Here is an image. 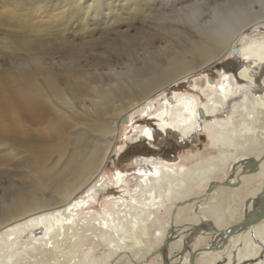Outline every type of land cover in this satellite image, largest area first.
<instances>
[{
  "label": "bare ground",
  "instance_id": "obj_1",
  "mask_svg": "<svg viewBox=\"0 0 264 264\" xmlns=\"http://www.w3.org/2000/svg\"><path fill=\"white\" fill-rule=\"evenodd\" d=\"M6 1L24 11L37 8L53 19L50 23L58 20L60 25L71 26L76 15L79 22L71 26L77 34L62 37L55 47L38 37L13 39L10 45L26 50L32 61L17 64L13 75L0 71V127L18 133L26 127L23 120L47 118L48 132L57 136L49 146L32 143L24 183L15 185L0 204V264H117L111 258L118 251L129 256L126 264H150V257L156 254H160V264H197L200 255L214 252L218 260L228 248L236 249L239 262L261 258L253 264H264V218L232 233L224 242L219 230L229 226L221 228L217 219L202 209L207 197L213 204L224 202L225 191L240 188L245 178L258 174L263 178L260 186L244 206L249 214L264 186V88L255 89L252 84L264 68V35L254 37L264 27V0H214L223 4L221 14L212 8L211 18L198 24L199 39L180 49L173 46L165 59L135 71L132 78L122 71L124 65L119 70L123 46L111 43L114 46L99 47L92 41L97 38L90 35V23L102 13L106 22L112 21L118 26L115 29L123 32L120 40L125 46L134 49L135 42L130 43L128 32L122 30L129 20L125 16L130 14L124 16L119 11L124 7L119 8V0ZM131 1L139 6L150 0ZM158 2L163 5L170 0ZM149 5L146 9L153 7ZM199 9L176 19L196 26L203 10ZM158 21L160 27L150 33L160 43L166 42L168 31L176 36L187 28L175 24L177 21H170L171 26L165 17ZM39 27L47 29L50 24L40 21ZM114 53L119 54L114 55L116 59L111 58ZM229 57L240 65L238 74L223 71L216 77L196 76ZM56 59L65 66L66 79H70L66 85L55 74ZM100 66L108 69L107 75ZM8 78L18 86L16 92L5 89ZM188 78L196 93L173 91L168 96L170 89L179 88ZM143 104L147 105L143 111L152 113L170 144L190 136L200 123L210 141L196 153L168 160L138 156L133 160L134 173L117 169L107 180L106 168L117 151L121 132L119 120ZM224 109L231 113L220 119ZM135 131V139L149 144L159 133L154 125H141ZM173 135L177 142L171 140ZM4 165L6 160L0 157V169ZM109 184L119 189V196L108 198L100 210L91 212L93 202ZM186 204H191V215L195 211L198 219L188 215L183 221L188 225L182 227L175 214L185 210ZM262 210L264 199L253 209L257 213ZM201 227L216 238L214 245L218 246H189ZM153 229L154 242L150 239ZM100 248L105 251L97 255ZM136 252L141 258H133ZM206 260L200 261L204 264Z\"/></svg>",
  "mask_w": 264,
  "mask_h": 264
},
{
  "label": "rangeland",
  "instance_id": "obj_2",
  "mask_svg": "<svg viewBox=\"0 0 264 264\" xmlns=\"http://www.w3.org/2000/svg\"><path fill=\"white\" fill-rule=\"evenodd\" d=\"M126 1L127 2L125 3V0H119V3H120L119 8L122 7V4L124 5V7H122L124 9L121 8L119 11H121L122 14L126 13V14L131 15L130 16V15L123 14L124 16L126 15L125 16L126 18L129 16V20L127 19V22H125L126 25L122 27V30L128 32V37H131L130 43L135 42L134 49H131L129 46L128 47L125 46V44L120 40L123 32L117 31L115 27H118V26L112 23V21L106 22L102 17L104 16V14L102 13L96 14L97 17L96 19H94L95 21L93 20L94 22L92 21L93 17L91 18L90 16V21L93 22V23H90L91 24L90 28L92 27V30H93V32L90 35L91 36L94 35V37L97 38L96 40L92 39V41H94L93 43H96V46L100 47L103 45V47H106V44H111V43H115V44L117 43L118 45L123 46L121 47V49L124 50V53H122L121 56H123L124 54L125 62L121 61L122 63L118 64L119 70H121L120 66L124 65L123 66L124 68L122 69V71H128V75L131 78L136 76L135 71L143 69L144 67L146 68L149 65L153 64L154 62H157V61L160 62L163 59H165L167 56V53H169L174 47L175 49H180L183 45H186L191 40L199 39V36L200 34H202V32L198 30V27H200L198 24L199 23L204 24L205 21H208L207 19L211 18L213 7H215V10H217L221 14L220 10H221V7L223 6L221 2L216 3L215 2L216 0L215 1L208 0L207 2L205 0L207 4L203 3L204 0L202 1L201 0H198V1L197 0L196 1L195 0H187V1L186 0H170L168 4L165 3L163 5L158 2L159 0H156V1L150 0V1H145V2H148V4L144 2L146 5H144L143 3H139V6L131 5L130 4V2L132 3L131 0H126ZM147 5H149L150 7L153 6L155 8L159 5V8L157 7L155 9L152 7L151 9L150 8L146 9L148 7ZM191 5L193 7H191ZM179 7L181 8L183 7L181 11ZM200 7L203 10L199 9L201 10L200 11L201 16L196 26L193 25L192 23L189 24V23H184V22H178V19H176L178 16H185L189 13H192L191 11H193L194 9H197ZM127 9L129 11H127ZM132 9H135V10L133 11ZM152 9L155 12L150 11ZM37 10L38 9L35 8L32 10L24 11L22 8L16 6L15 4H12L6 0H0V71L5 72L6 75H9V74L13 75V71L15 70L14 68L16 67L17 64L29 63L32 61L31 55L26 50L24 49L17 50V48L15 50L13 46H16V45L14 44L10 45L13 39L15 38L16 39L17 38L27 39V38H32V37H38V38H41L42 41H45L46 43H48L49 46L55 47L60 43V41L62 40V37H67V36L70 37L72 35L77 34L75 33V30L71 27V26L74 27L75 25H78L79 17L76 14H75L76 15L75 18L71 19V22L73 25L70 26V25H66L65 23L63 25H60L61 22L60 21L58 22V20L54 21L53 23H50L51 21H53V19H48V16L44 15L45 12H39ZM218 15L219 14H217V16ZM164 17H165V20H168L171 26H173L172 22L177 21L175 22V24H181L183 27L185 28L187 27V28L186 29L184 28L186 30V31L184 30L185 31L184 33L176 34V36L175 34L173 35V33L168 34L169 32L168 31L167 32L168 39L166 40V42L160 43L159 41H155V38L153 39V36L151 37L150 31L158 29L161 24L158 20L159 19L163 20ZM45 20H48L50 27L47 29H42L39 27V22L45 21ZM254 34H253L254 37L263 36L264 27L258 30ZM114 39H115V42H113ZM79 40L78 41L75 40V41L79 42ZM85 40L86 42L89 41L88 38H86ZM136 51L138 53H136ZM134 53H136V55ZM114 55L119 56L118 53L111 54L112 59H116L114 58ZM89 59L91 58L89 57ZM232 60H235L234 57L223 59L216 66L210 67L206 71L202 73H198L196 76H199L202 74H208L211 77H216L223 71L231 72L232 74L236 75L240 71V67H239L240 65L236 64V62L232 63L231 62ZM53 63H54V68H56L55 74L57 75V78H59L60 82L66 85L70 79H66V76L68 75L64 72L65 66L63 64H60L58 59H56V61L54 60ZM101 66H100V69H101ZM102 69L101 70L104 72V74L107 75L108 72L106 71H108V69H105V67H102ZM101 70H99L98 72H100ZM257 76L258 78L256 82H252V84L254 85V88L255 89L264 88L262 85V79L264 77V68H262V72H259ZM40 78L41 77L38 76L37 79L41 81ZM4 87L7 90H14L15 92L18 90V86H16V84L13 81H11L10 78H8V80L5 82ZM192 88H193V85L191 84V78L190 79L188 78L181 83L179 88L177 89L173 88L174 90L170 89L168 91L169 93L168 96L172 95L173 91L174 92L178 91V92L196 93L197 91H192L191 90ZM200 97H203V96H200ZM145 108H147L146 104H143L139 108H136L135 111L131 113L132 115L131 114L128 115V119L126 123H122L123 118H120L119 126H120L121 132L118 137L117 151L114 152V154L112 155L110 162L106 168L105 173H106L107 180L109 179V177H111L112 173L117 169L123 170L128 173H134L135 165L133 163V160L134 158L138 156L151 155V156L162 158L164 160L166 159L168 160V158L169 159L173 158V157H170V153H168L169 150L176 149V152L175 153L172 152L171 154L174 157H178L179 155H182L183 153H191V152L196 153L200 148H203L210 141L208 139L207 132L204 130V128H202V123H200L201 125L199 124V126H197V128L193 131V133L190 136H188L187 138L185 137V139H182L179 143L170 144V142L169 141L166 142V140L165 142H163L162 141L163 138L166 137L167 139L169 137L163 134V132L159 129V127L156 126L157 121L155 120V118L151 116L152 113L147 114L145 111H143L145 110ZM223 111L220 113V116H219L220 119H224L228 117L229 114L231 113L229 112L228 109L226 110L224 109ZM46 119L42 118L39 120H35V119L34 120L32 119L23 120L22 123L26 127L23 130L19 131L18 133L17 131H15V133H13V131L6 132V129L0 127V157L6 160V165L2 166L0 169V204L3 202V199L8 196L9 191L13 189L15 185H20L24 183L25 180L23 179V177H24V174L27 172V165H28L26 161L29 158L28 149L30 146H32V143L33 144L40 143V145L42 146H49L53 142V140L57 138L56 135L53 136L51 135L52 133L48 132L47 126H46L47 125L46 123L48 122ZM141 125L142 126L148 125L150 127L154 125L158 129L159 133L156 135V139L153 144L151 143L149 144L146 140H140V139L138 140L134 138L135 132H136L135 128ZM12 133L13 135H11ZM140 142H143L142 144L144 145H140ZM181 143H184V146L181 147L180 146ZM228 174L231 175V173H228ZM229 175L226 177L227 179L230 177ZM261 179L259 178L258 174L253 176V178L249 180L245 178L244 184L240 187L241 190L240 188H231L229 193H227L226 191L224 192L225 194L223 193L226 196L224 197L225 199L224 202H217L213 204L212 203L213 201L211 199L209 200V198L211 197H207L208 199L206 198L203 201V203H205L206 205L204 204L205 207H203L202 209L205 208L204 210L209 211L212 215L211 217L215 218L213 220L215 221L217 219L216 220L217 224H221L220 226L221 228H226L225 226H230L234 223L240 222L243 219V217L247 214L246 210L244 209L245 208L244 206L246 205V200L250 198L251 196H253L256 190V187L260 186L259 181ZM253 189L254 191H252ZM118 192H119V189L115 188L113 184L107 185L104 192L99 193L97 200L93 202L91 209L89 210L91 212L100 210L105 200L111 197L112 198L118 197L119 196ZM263 199L264 198H259L258 195H256L254 198V202L258 204L257 205L254 204L255 205L254 207L256 208L257 206L261 205ZM186 205L183 206L185 207V210L183 209L179 211L178 214H175L177 215V218L179 219L180 225H182V227L185 225H188L186 223L184 224L185 218L186 217L188 218L191 215V212L193 210L191 204H186ZM254 207L252 208L255 210ZM194 213L195 211L193 212L191 217L196 220L198 218L194 216ZM180 216H182L183 218ZM192 223H196V221ZM200 230H202L201 231L202 233L200 232ZM200 230L197 236H194V238L191 241H189L188 243L189 246L194 243H197L196 244L197 247L199 245V247L202 246L204 248L218 246V245H214L215 243L214 241H216L215 240L216 238H214L213 235H211L207 230H205L204 227H201ZM155 231L153 229L152 235L150 236V239L152 242H154L153 241L154 239L156 241L157 236L156 234L155 235L153 234ZM204 232H206V234ZM185 235L186 234H184V236ZM189 235H192V232ZM179 236L182 237L183 235L180 233ZM254 239L257 243L261 242L258 236H254ZM175 241H177V239ZM104 251H105L104 248H100L99 250L96 251V253L97 255H100ZM119 252L120 251L116 252L114 256L112 255L111 260H113L117 264L118 263L126 264L128 261H130L129 256L125 255V251H122L120 253ZM235 252H236L235 248L234 250H232V248H228L227 250H225L224 252L225 254L223 253V255L220 256L223 258H219L218 260H216V254H213L214 252H211L212 255H209L210 253L209 254L205 253L199 256V262L197 264H203V262L200 261L202 259H207L206 260L207 262H204V264H253L261 260V258H254V259H243L242 261L239 262L237 259V256L235 255L236 254ZM139 255L140 254H137V252L132 253V256L134 259H136V257L141 258ZM213 257L215 258L214 259L215 261H213ZM232 260L233 262L231 263L230 261ZM150 264H160V254L158 255L156 254L150 257Z\"/></svg>",
  "mask_w": 264,
  "mask_h": 264
},
{
  "label": "water",
  "instance_id": "obj_3",
  "mask_svg": "<svg viewBox=\"0 0 264 264\" xmlns=\"http://www.w3.org/2000/svg\"><path fill=\"white\" fill-rule=\"evenodd\" d=\"M237 51H238V49L235 48V53H237ZM127 119H128V116H124L123 119H122V123L127 122ZM177 139L178 138L173 135V137H172L171 140L173 142H177ZM165 140H166V142L167 141H170L169 138H167V139L166 138H163L162 139L163 142H165ZM178 141H180V140H178ZM142 143L143 142H140V145H143ZM180 146L181 147L184 146V143H181ZM172 152L175 153L176 152V149L169 150L168 151V153H170V157H174L171 154ZM258 197L259 198H264V186H263V189L261 190V192L258 194ZM263 218H264V210H262L261 213H257V212H253L252 213L251 212V213L245 215L240 222L234 223V224H232L231 226H229L226 229L219 230V233H220V236H221L222 241L225 242L232 233H235L236 231H239V230H243V229L247 228L248 226H251V225H253V224L261 221ZM194 254H195V252L192 253V257H194Z\"/></svg>",
  "mask_w": 264,
  "mask_h": 264
}]
</instances>
